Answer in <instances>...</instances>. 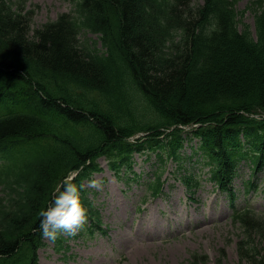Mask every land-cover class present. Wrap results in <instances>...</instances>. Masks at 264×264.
Masks as SVG:
<instances>
[{
  "label": "trees",
  "instance_id": "1",
  "mask_svg": "<svg viewBox=\"0 0 264 264\" xmlns=\"http://www.w3.org/2000/svg\"><path fill=\"white\" fill-rule=\"evenodd\" d=\"M235 1L206 0L189 11L187 0H81L78 18L61 17L31 38V14L0 0V264H37L39 212L70 172L83 168L80 178L105 156L118 173L136 149L166 150L168 139L131 144L138 132L207 124L200 132L213 158L241 134L253 147L264 144V119L247 116L264 112V5L253 3L254 39L247 25L238 32ZM84 29L106 51L76 41ZM65 79L118 93L84 105ZM166 138L181 142V131ZM236 220L253 246L241 260L264 264L252 237L263 222Z\"/></svg>",
  "mask_w": 264,
  "mask_h": 264
},
{
  "label": "rangeland",
  "instance_id": "2",
  "mask_svg": "<svg viewBox=\"0 0 264 264\" xmlns=\"http://www.w3.org/2000/svg\"><path fill=\"white\" fill-rule=\"evenodd\" d=\"M252 1L239 0L238 11H243ZM190 3L189 11L203 5L204 0H190ZM25 6L26 10L34 11L30 20L33 29L59 17L75 15L74 0H27ZM243 20L252 26L254 33L257 31L253 12H246ZM63 23L67 24L66 21ZM80 40H88L91 44L97 41V47L101 44L100 39L91 33H83ZM114 78L117 80L116 76ZM120 79L126 81L124 72ZM53 81L47 80V88L50 90V83ZM59 82L69 89V96L80 100L81 104L96 102L99 95L94 93L104 95L99 89L82 86L73 80ZM115 84L118 85V82ZM124 91L126 93V89ZM117 93L118 91L107 90L106 95L114 98ZM60 135H64L62 130ZM137 136L143 138L144 135ZM189 153L188 149L186 154ZM142 160L140 156H135L134 169L138 173L142 172L146 180L147 173L154 171V166H151L154 158L148 160V163ZM100 163L104 171L103 174L96 175L95 180H99L102 187H91L89 198L100 209L102 227L107 229V234L97 233L95 238L88 240L82 237L71 239L68 242L70 249L66 253L72 256L66 259L65 252H58L57 246L46 240L48 245L36 250L38 264H242V249L249 250L250 246L253 247L227 213L228 199L225 194H218L214 203L200 207L203 199L211 197L210 192L214 188L207 180V169H193L194 173H201L203 182L195 193H190L181 180L169 176L173 167L168 165L167 171H163V178L169 176L164 186L165 195L168 197L151 202L144 212L138 213L136 210L145 186L137 182H133L131 186L125 185L108 170L105 158H101ZM190 167L193 166H187L189 170ZM150 176L154 177V174ZM185 196L190 202L192 196L194 201L189 205ZM239 197L240 195L237 205ZM259 201L262 212L258 215L264 221V193L260 195ZM217 202L218 205L215 204ZM252 236L255 238L254 246L264 255V222L259 232ZM243 264L250 263L244 261Z\"/></svg>",
  "mask_w": 264,
  "mask_h": 264
},
{
  "label": "clouds",
  "instance_id": "3",
  "mask_svg": "<svg viewBox=\"0 0 264 264\" xmlns=\"http://www.w3.org/2000/svg\"><path fill=\"white\" fill-rule=\"evenodd\" d=\"M89 186L101 188L99 180ZM81 186L66 179L57 189L50 205L39 212V231L42 239L55 243L61 236L75 237L87 223V209L81 203Z\"/></svg>",
  "mask_w": 264,
  "mask_h": 264
}]
</instances>
